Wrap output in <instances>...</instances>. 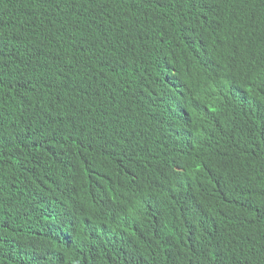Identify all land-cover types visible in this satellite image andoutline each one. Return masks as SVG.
<instances>
[{
	"label": "trees",
	"instance_id": "obj_1",
	"mask_svg": "<svg viewBox=\"0 0 264 264\" xmlns=\"http://www.w3.org/2000/svg\"><path fill=\"white\" fill-rule=\"evenodd\" d=\"M0 264H264V0H0Z\"/></svg>",
	"mask_w": 264,
	"mask_h": 264
},
{
	"label": "bare ground",
	"instance_id": "obj_2",
	"mask_svg": "<svg viewBox=\"0 0 264 264\" xmlns=\"http://www.w3.org/2000/svg\"><path fill=\"white\" fill-rule=\"evenodd\" d=\"M252 60V59H251Z\"/></svg>",
	"mask_w": 264,
	"mask_h": 264
}]
</instances>
